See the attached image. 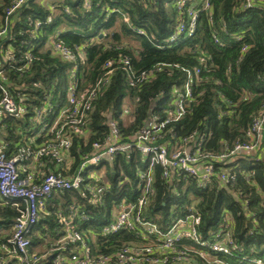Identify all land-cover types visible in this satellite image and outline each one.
<instances>
[{"label":"trees","instance_id":"16d2710c","mask_svg":"<svg viewBox=\"0 0 264 264\" xmlns=\"http://www.w3.org/2000/svg\"><path fill=\"white\" fill-rule=\"evenodd\" d=\"M14 1L0 0V28ZM180 1L90 0L87 9V0H30L17 11L10 18L11 39L7 45L14 48L17 60L28 51L34 60L25 73L8 74L11 88L24 95L28 112L21 120L5 121L1 149L7 159L27 149L35 151L43 143L40 137L31 140L39 125L30 119L48 98L54 105L49 121L68 104L74 69L78 94L89 97L95 93L88 100L90 109L81 126L84 134L70 132L72 145L63 163L50 157L41 159L36 164L37 181L44 174L70 177L76 173L92 155L94 144L106 140L111 120L118 122L128 141L153 115L165 118L167 111L174 110V87L182 90L188 73L194 74L197 68L201 71L194 77V98L185 115L167 129L179 138L195 131L206 135V149L213 155L220 154L225 146L248 142L247 132L264 109V5L256 0L257 4L245 9L244 0H209V11H204V0H185V11L192 6L198 11L196 32L169 44L179 24ZM124 16L129 23L124 22ZM37 22L41 23L39 29L35 28ZM50 38L61 42L75 58L65 61L55 53L49 47ZM202 57L206 63L201 65ZM123 58L129 59L135 73L131 78L147 76L143 83L129 86ZM108 63L113 66L107 68ZM126 106L132 110L124 117ZM142 160L136 152L118 155L103 161L98 170L106 166V173L87 180L81 191L54 193L44 202L39 224L28 235L29 253L45 255L48 264L58 258L60 252L55 248L63 236L62 218L73 220L80 232L93 240L97 256H114L123 249L147 244L146 239L125 231L102 236L116 208L124 200L136 201L140 194L136 170L144 167ZM229 168L236 176L234 185L221 187L215 178L206 189H199L189 177L171 185L157 168L155 194L142 217L165 231L193 208L201 217L199 232L211 245L228 235L234 242L227 255L214 252L211 246L183 242L180 249L188 247L207 254L205 259L191 255L195 264H215L216 260L225 264H264V160L242 157ZM94 193L100 200L90 203ZM17 216L14 207H0V229L5 231L0 232V247L12 236ZM0 261L12 264L14 259L0 251ZM162 264L181 263L169 258Z\"/></svg>","mask_w":264,"mask_h":264},{"label":"built area","instance_id":"2783aa9c","mask_svg":"<svg viewBox=\"0 0 264 264\" xmlns=\"http://www.w3.org/2000/svg\"><path fill=\"white\" fill-rule=\"evenodd\" d=\"M29 1L15 0L6 12L5 25L0 28V207L12 206L18 212L12 225V236L4 241L0 251L4 252L8 258L14 259L12 264H48L45 255L36 256L29 253L31 242L28 239L30 232L39 224V214L44 202L54 193L81 191L83 187L87 186L85 185L87 180L98 178L96 172L103 161L112 160L127 152H136L142 155L144 164V167L136 170L141 192L136 201L124 200L116 208L112 214V221L103 228L102 236L117 235L125 231L133 233L136 238L146 239L148 243L144 246L123 249L114 256H97L93 253L91 245L93 240L86 238L73 220L62 218V223L65 225L63 236L55 248V251L60 254L51 264H162L169 258L181 264H195V259L191 255L201 259L207 257V254L191 250L188 247L184 250L180 249V244L183 242L206 248L212 247L211 250L214 252L227 255L231 247L234 246L233 240L228 235L222 241L211 245L199 232L201 217L193 208L190 209L188 216L178 218L165 231H162L152 221L145 220L142 214L146 211V206L150 203L152 195L155 194L154 183L157 168L161 169L162 178L170 181L171 185L185 177L192 178L199 189L208 188L215 178L221 187L234 185L236 176L229 165L242 157L257 156L259 159V152L263 146L261 137L264 135V109L253 120L252 126L247 132L248 142L235 143L231 147L225 146L220 154L208 153L206 149L208 137L204 134L195 131L184 138H179L167 127L173 122H178L185 115L187 107L193 100L194 77H198L201 71L200 68H197L194 74L188 73L182 90L178 86L174 87L175 99L172 102L174 110L167 111L165 118L158 114L153 115L146 122L145 127L135 132L128 141L124 139L118 122L111 120L109 122L110 133L106 140L103 143L94 144L92 155L76 173L70 177L44 174L40 181H37L36 177L39 173L34 171L32 166L34 165V169H36V164L47 157L55 159L58 163H63L72 145L70 132L77 135L84 134L81 126L86 112L90 109L88 100L94 98L95 93H91L89 97L86 94H78V75L74 69L68 93V104L62 107L58 115L49 121L47 120L50 117L49 111H52L54 105L48 98L41 107L36 108L35 117L30 119L39 125L38 132L34 133L35 136L31 140L34 141L40 137L44 139L43 143L35 151L24 150L19 156L12 159H7L3 154L1 135L5 121L21 120L28 112V108L25 107L24 95L18 89L11 88L8 74L12 71L20 74L25 73L34 57L28 51L22 60H17L14 48L7 43L11 39L12 22L10 18ZM259 1L264 5V0ZM180 2L177 6L180 17L179 24L168 41L169 44L180 37L190 38L196 32L198 11L195 10V6L185 11V0ZM257 3L256 0H244L243 7L250 9ZM90 7V0H87L86 8L90 9ZM209 8V0H204L202 10L209 11ZM123 20L129 23L127 16H124ZM47 22L50 23L51 20L48 19ZM40 27V22L35 23L36 29ZM55 38H50L49 47L65 61L73 60L75 55L61 42H56ZM237 40L240 38L238 37ZM215 42L218 43V40ZM157 47L164 48V46ZM243 51H246V48ZM80 57L84 61V56ZM122 63L124 70L128 73L130 87H136L146 80L145 74H142L138 80L131 78L135 73L130 68L128 58H123ZM205 63L206 58L202 57L200 64ZM106 66L110 68L113 63H108ZM110 73L111 71L108 72V74ZM262 80L264 83V76ZM131 110V106H126L124 117L128 116ZM21 162L28 163L22 166ZM217 165L220 166L217 167ZM99 200V196L94 193L90 203ZM0 232L5 231L0 229ZM220 236L221 233L217 235V239ZM152 237H155L156 240H152ZM0 264L3 262L0 261ZM215 264L225 263L216 260Z\"/></svg>","mask_w":264,"mask_h":264},{"label":"crops","instance_id":"0c3cea01","mask_svg":"<svg viewBox=\"0 0 264 264\" xmlns=\"http://www.w3.org/2000/svg\"><path fill=\"white\" fill-rule=\"evenodd\" d=\"M261 140H262V144H263V146H262V149H261V151L259 152V159H262V160H264V135L261 137ZM33 168V170L34 171H36L37 173H39L38 171V168L36 167V169H34V165L32 166ZM106 167H104V168H102V169H100V170H97V172H96V174L97 175H103V174H105L106 173Z\"/></svg>","mask_w":264,"mask_h":264},{"label":"rangeland","instance_id":"374dc122","mask_svg":"<svg viewBox=\"0 0 264 264\" xmlns=\"http://www.w3.org/2000/svg\"><path fill=\"white\" fill-rule=\"evenodd\" d=\"M92 172H94V171L92 170Z\"/></svg>","mask_w":264,"mask_h":264}]
</instances>
